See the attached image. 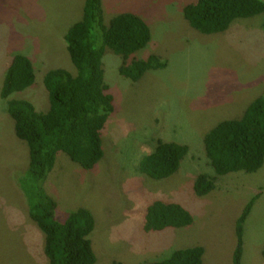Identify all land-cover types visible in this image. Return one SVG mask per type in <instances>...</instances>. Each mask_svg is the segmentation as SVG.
<instances>
[{
  "label": "rangeland",
  "instance_id": "374dc122",
  "mask_svg": "<svg viewBox=\"0 0 264 264\" xmlns=\"http://www.w3.org/2000/svg\"><path fill=\"white\" fill-rule=\"evenodd\" d=\"M101 1L106 25L131 13L150 27L151 42L130 62L156 56L166 66L132 82L119 73L124 59L105 48L104 80L115 112L102 132L104 157L88 171L58 154L43 183L57 203L56 220L63 222L80 208L93 214L96 264L157 262L189 247L204 249V264H232L236 223L251 204L242 264H264V166L253 174L218 178L206 196L194 191L198 176L215 173L206 154L207 134L223 121L241 119L264 94V14L237 19L227 31L206 35L184 17V8L196 0ZM84 5L85 0H0V264H49L42 231L38 228L37 235L19 213L28 210L18 181L28 168L29 149L17 138L1 98L4 66L17 54L30 58L36 81L11 99L27 100L47 112L45 75L54 69L76 72L65 35L82 20ZM158 140L188 148L179 170L164 180L140 171ZM156 201L181 205L193 223L146 232L147 208Z\"/></svg>",
  "mask_w": 264,
  "mask_h": 264
},
{
  "label": "trees",
  "instance_id": "16d2710c",
  "mask_svg": "<svg viewBox=\"0 0 264 264\" xmlns=\"http://www.w3.org/2000/svg\"><path fill=\"white\" fill-rule=\"evenodd\" d=\"M264 14L262 0H196L184 8L190 26L202 34L227 31L237 19ZM98 33L100 35H98ZM148 23L139 16L124 13L106 25L101 0H85L82 20L65 35L75 74L64 69L49 71L43 80L49 96V110L38 111L21 99H11L36 81L35 68L25 55L12 56L5 64L1 98L14 121L18 139L29 149V165L18 186L31 219L45 236L44 253L49 264H96L91 235L95 229L93 214L85 208L69 213L63 222L56 220L57 203L43 188L55 167L59 153H65L84 170H93L103 159L102 132L115 112L114 98L104 80L105 48L124 59L121 76L137 82L152 70L164 69L158 57L131 61L130 58L151 42ZM101 42V43H100ZM205 148L214 175L198 176L194 185L199 197L215 189L218 178L231 173L253 174L264 166V94L254 100L238 120L219 123L205 137ZM184 145L158 140L155 150L146 156L140 171L154 180L173 176L186 157ZM251 204L236 223V247L232 264H242L244 224ZM193 216L176 203L156 201L147 208L144 230L162 232L188 227ZM264 258V249L262 252ZM204 249L189 247L174 251L167 259L142 264H204Z\"/></svg>",
  "mask_w": 264,
  "mask_h": 264
},
{
  "label": "crops",
  "instance_id": "0c3cea01",
  "mask_svg": "<svg viewBox=\"0 0 264 264\" xmlns=\"http://www.w3.org/2000/svg\"><path fill=\"white\" fill-rule=\"evenodd\" d=\"M24 196V195H23ZM25 198V197H24ZM26 200V199H25ZM27 209H28V206H27ZM20 214H23L28 220H30L31 222V225H34V227L36 228L35 229V231H36V233H37V235H38V232H37V230H39L38 228V226H37V224L31 219V217H30V215H29V211L27 210L25 213L24 212H22V211H20L19 212ZM30 223H29V225H30ZM40 232V231H39ZM42 235H43V237H44V245H45V236H44V234H43V232L41 233ZM49 262V261H48Z\"/></svg>",
  "mask_w": 264,
  "mask_h": 264
}]
</instances>
